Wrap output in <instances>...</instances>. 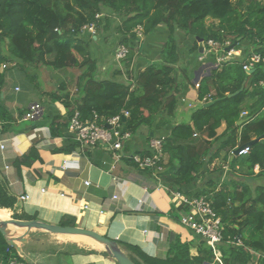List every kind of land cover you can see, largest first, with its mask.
<instances>
[{"label": "crops", "instance_id": "1", "mask_svg": "<svg viewBox=\"0 0 264 264\" xmlns=\"http://www.w3.org/2000/svg\"><path fill=\"white\" fill-rule=\"evenodd\" d=\"M107 10L103 13L110 18L109 25L105 26L106 22H103L97 26L96 33H83L82 36L88 40L91 56L99 63V79L133 83L140 70L163 60L162 49L169 31L165 25L157 26L151 34L133 42L131 50L135 54L132 60L127 57L118 59L116 51L124 44L125 38L117 33L121 17L114 23L112 12ZM218 22L213 18L206 21L208 25ZM177 37L180 60L176 67V93L179 101L175 113L168 117L165 111H160L153 116L152 126L142 125L132 131L124 140L122 156L118 160L115 151L106 143L82 148L69 127L63 135H52L54 117L66 118L68 110L61 101H54L51 94H68L70 101L75 103L79 96L77 79L80 69L26 65L8 51L9 61L0 62V74L4 76L1 98L14 118L13 121L0 122V185L14 199V205L1 208L7 209L12 217L17 214L21 219H41L57 224L67 219L69 226L96 230L117 241L138 246L153 257L166 258L170 246L179 239L190 244L192 256L198 255L202 238L181 222L186 208L181 206L174 192L180 191L190 198L205 195L214 199L223 188L237 187L241 191L243 185H249L254 193L258 185L264 184V174L259 175L263 170L260 164L254 166V175H251L244 163H231L237 156L221 147L222 136L228 133L226 122L221 124L213 138L205 132H196L189 139L188 142L205 153L204 164L194 181L181 190L164 181L156 169L139 168L133 160V154L146 156L152 153L153 137H164L166 141L170 139L174 125L192 123V114L204 104V100L198 98L200 82L223 63L243 58L242 49L234 48L232 57L218 61L221 49L210 47L199 39L198 49H194L195 37L180 30ZM2 43L5 41L0 43V58L5 56ZM253 65L247 71L250 72ZM11 66L19 69L7 75ZM22 74L31 82L24 92L19 84L9 85L12 79L16 83L22 81L17 79ZM261 84L264 85V81ZM35 103L41 105V112L35 119L25 120L24 115ZM247 115V110L242 112L241 119L247 121ZM161 121L162 125L157 126ZM239 121L238 125L245 122L239 124ZM32 145L41 160L24 163L20 159ZM238 147L240 145L235 149ZM249 152L238 156H246ZM165 155L163 168L168 161ZM115 176L119 178L118 182L114 180ZM86 180L91 183L86 185ZM21 194L28 195V199L21 200ZM31 236L38 239L21 244L20 253L32 264H117L99 243L86 236L54 234L41 229H33ZM121 247L128 254L130 251L135 254L128 246L123 244Z\"/></svg>", "mask_w": 264, "mask_h": 264}, {"label": "trees", "instance_id": "2", "mask_svg": "<svg viewBox=\"0 0 264 264\" xmlns=\"http://www.w3.org/2000/svg\"><path fill=\"white\" fill-rule=\"evenodd\" d=\"M103 8L121 17L117 33L125 36L123 42L130 47L140 40L135 33L137 26L143 28L144 36L161 24L169 31L162 49L163 60L140 70L133 83L97 77L99 63L90 54L82 28L90 23L109 25L110 18L103 13ZM209 18L219 20L218 24L208 25ZM178 30L195 37L194 49H198V38H202L206 42L213 39L221 45L239 40L235 49L243 51V58L223 63L199 84L200 100L205 97L207 101L220 100L209 107L203 104L198 108L192 114V123L174 125L170 139L164 143L168 161L158 174L181 190L194 181L204 164L205 153L188 142L196 132H205L213 138L226 122L228 133L222 136L221 147L228 153L264 135V85L261 84L264 81V0H0V43L6 42L9 54L26 65L80 69L79 96L75 103L68 94H51L54 101H61L68 110L66 118L54 117L53 136L68 131L75 110L86 120L94 113L109 118L127 109L130 116L126 121L123 119L124 129L131 132L142 125L152 126L153 116L160 111L173 116L179 101L176 93V67L180 60ZM134 54L130 50L127 58L132 60ZM254 54L261 59L254 63L250 73L244 69V64ZM4 59L1 57L0 62ZM3 77L0 74V122L13 121V115L2 103ZM246 82L248 84L244 85ZM246 110L247 121L238 125ZM161 123L163 121L157 126ZM20 160L30 164L41 157L32 145ZM231 163H244L251 175H254V166L260 164L263 170L259 175H263L264 141L250 146L248 155L237 156ZM213 202L224 227V240L218 245L221 262L216 260L214 248L203 238L198 255L192 256L190 244L179 239L170 246L166 258L153 257L138 246L118 242L135 252L136 258L130 253L129 256L137 264H264V184L258 185L254 193L249 185H243L241 191L237 187L223 188ZM13 205L14 199L0 185V207ZM13 217L21 219L17 214ZM61 225H70V222L63 219ZM237 238L242 240L243 246L232 243ZM0 254L6 258L20 256L1 233Z\"/></svg>", "mask_w": 264, "mask_h": 264}, {"label": "built area", "instance_id": "3", "mask_svg": "<svg viewBox=\"0 0 264 264\" xmlns=\"http://www.w3.org/2000/svg\"><path fill=\"white\" fill-rule=\"evenodd\" d=\"M100 15H97L99 17ZM97 26L95 23H90L82 28L83 33H96ZM135 33L139 38L143 37V28L137 26L135 28ZM210 47H217L221 49L222 55L218 58V61H225L233 56V50H225L226 45H221L213 39L207 41ZM131 50V47L125 44L119 45L116 51V57L118 59H124L127 57ZM226 53V54H225ZM225 54V55H224ZM261 57L258 54L252 55L249 63L244 64V69L248 70L251 65L259 62ZM208 97L204 98L207 101ZM42 108L39 103L31 105L30 109L24 115L25 120L35 119L41 112ZM130 116V111L127 109L122 110L121 113L114 115L109 118L99 117L97 113L89 119H82L81 114L78 110H75L69 121V130L73 132L75 140L79 143L82 148L96 147L100 143H106L109 147L114 150V156L116 160L122 156V148L124 140L131 136V131L124 129L123 119ZM109 125L110 127H107ZM164 137H153L151 139V147L153 148V153L140 156L138 154H133L132 158L139 168H153L157 171L163 170V163L165 160L164 151ZM2 148L5 145H1ZM250 150V146L245 147L239 152V155H243ZM234 153V151H232ZM67 163V162H66ZM66 165V164H65ZM116 182L119 181L118 177H114ZM91 182L89 180L85 181L86 185ZM176 198L182 207H185L186 213L181 217V222L188 227L190 230L194 231L201 238L206 240L213 248L216 255V260H222V254L218 249V245L223 242V222L219 214H217L214 207V202L205 195H201L195 198H190L180 191L174 192ZM28 195L21 194V200L25 201L28 199ZM115 198L117 196L115 195ZM183 210V211H185ZM232 243L237 246H243L241 239L237 238L232 240ZM0 264H32L25 258L20 256H10L5 257L0 254Z\"/></svg>", "mask_w": 264, "mask_h": 264}, {"label": "water", "instance_id": "4", "mask_svg": "<svg viewBox=\"0 0 264 264\" xmlns=\"http://www.w3.org/2000/svg\"><path fill=\"white\" fill-rule=\"evenodd\" d=\"M200 42H203L204 39L198 38ZM241 39V38H240ZM239 40L235 41L233 44L229 45L227 47V50H232L236 47ZM201 46L202 43H201ZM201 52H203V49L201 47ZM253 72V69L250 71V73ZM236 93H229L228 96H233ZM220 98L209 100L204 103L205 107H209L216 102H218ZM246 119H241L239 121L240 123H243ZM124 121H126V117H124ZM107 127H110L107 125ZM264 141V135L261 137H258L256 139H253L247 144L241 145L237 149L234 150V154L236 156L239 155V152L244 149L247 146H252L257 142H263ZM154 150H152L153 153ZM12 226V227H11ZM33 229H41L49 233L54 234H62V235H81L86 236L93 241L101 244L105 248V252L111 256L117 264H137L130 256L129 254L121 247L120 243L112 239L106 235H103L102 233L85 228L80 226H69V225H61L57 223H50L41 219H18L14 217L9 218H1L0 217V233L5 238L8 245L13 247L17 252H22L21 244L27 243L30 240L38 239L34 236H31V231Z\"/></svg>", "mask_w": 264, "mask_h": 264}, {"label": "rangeland", "instance_id": "5", "mask_svg": "<svg viewBox=\"0 0 264 264\" xmlns=\"http://www.w3.org/2000/svg\"><path fill=\"white\" fill-rule=\"evenodd\" d=\"M234 1H237V0H234ZM104 9V11H105V8H103ZM107 11H110V12H112V10H110V9H108ZM111 18L114 20V23H116L118 20L117 19H119L120 18V16L119 17H117V14L116 13H114V12H112V14H111ZM210 22V21H209ZM3 44V43H2ZM227 45H229V44H227ZM231 45V44H230ZM2 50H3V52H4V54H5V59L3 60V62H8L9 61V56H7L6 55V53L8 52V48H7V44H6V42H5V44H3L2 45ZM19 69V67H14V66H11L7 71H6V74L8 75V73L10 72V71H17ZM17 79H22V81H20V82H15V80H9V85H12V86H14L15 84H19V86L22 88V92H24L26 89H27V87H29L30 85H31V82H30V80L24 75V74H22V76H20L19 78H17ZM211 200H214V199H211ZM9 217H12V215H9ZM20 255H21V253H19ZM107 254V253H106ZM130 254L133 256V257H135V254H133L131 251H130ZM108 255V254H107ZM136 258V257H135ZM28 259H30V258H28Z\"/></svg>", "mask_w": 264, "mask_h": 264}, {"label": "bare ground", "instance_id": "6", "mask_svg": "<svg viewBox=\"0 0 264 264\" xmlns=\"http://www.w3.org/2000/svg\"><path fill=\"white\" fill-rule=\"evenodd\" d=\"M0 217L1 218H9V211L7 209L0 207ZM12 227V226H11ZM75 236V235H74ZM79 237V236H78ZM83 237V236H80ZM101 245V244H100ZM102 246V245H101ZM104 248V246H102ZM105 249V248H104Z\"/></svg>", "mask_w": 264, "mask_h": 264}, {"label": "clouds", "instance_id": "7", "mask_svg": "<svg viewBox=\"0 0 264 264\" xmlns=\"http://www.w3.org/2000/svg\"><path fill=\"white\" fill-rule=\"evenodd\" d=\"M19 253V252H18Z\"/></svg>", "mask_w": 264, "mask_h": 264}]
</instances>
